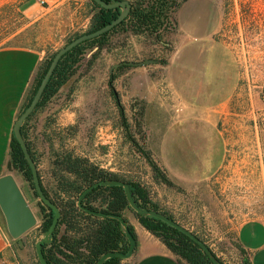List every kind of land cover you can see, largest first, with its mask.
I'll return each instance as SVG.
<instances>
[{
	"label": "rangeland",
	"instance_id": "obj_1",
	"mask_svg": "<svg viewBox=\"0 0 264 264\" xmlns=\"http://www.w3.org/2000/svg\"><path fill=\"white\" fill-rule=\"evenodd\" d=\"M206 1L214 18L208 38L186 39L178 27V10L160 37L120 28L103 47L87 49L73 75L50 100L35 106L22 125L25 122L37 177L48 191L55 183V155L85 157L140 182L151 199L198 237L221 264H242L248 253L237 239L240 224L248 219L264 222V0ZM92 14L90 0L38 5L28 13L16 0L0 7V48L34 49L41 62L85 33ZM208 53L216 67L206 81ZM146 58L158 62L113 67ZM188 105L212 117L213 134L201 154L209 156L212 150L216 159L206 161L215 163L214 168L187 180L171 172V156L162 149L164 130L182 120ZM22 111L19 108L16 119ZM143 153L161 167L171 185L154 180ZM12 174L37 225L41 200L19 172ZM125 215L134 218L130 212ZM0 224L19 253L40 263L35 243L44 234H38L36 225L12 239L1 210ZM128 258L122 257L121 264H129Z\"/></svg>",
	"mask_w": 264,
	"mask_h": 264
},
{
	"label": "trees",
	"instance_id": "obj_2",
	"mask_svg": "<svg viewBox=\"0 0 264 264\" xmlns=\"http://www.w3.org/2000/svg\"><path fill=\"white\" fill-rule=\"evenodd\" d=\"M91 1L93 14L90 26L86 32H92L115 19L120 8H104L93 0ZM111 2L116 0H104ZM185 0H133L128 15L117 25L101 35L85 40L64 53L42 92L36 108L41 107L50 100L59 88L73 75L78 62L87 49L94 46L103 47L108 36L118 31L130 30L134 34L149 33L158 37L167 28L172 20V13L176 11ZM85 32V33H86ZM80 35V34H79ZM75 35L73 38L77 37ZM69 39V41H71ZM54 53L43 59L37 65L30 87L24 95L21 111L30 103L43 78ZM123 65L116 67L120 70ZM114 76H112V79ZM117 100V98L115 97ZM31 114L28 116L27 119ZM25 122L20 127L21 135L26 143L28 152L35 162L25 133ZM145 158L151 167L152 177L156 182L171 185L166 173L150 157ZM9 160L14 170L19 172L23 179L34 191L33 175L23 150L14 135H11L8 151ZM54 186L52 191L42 184L38 174L39 184L44 195L54 203L60 212L57 224L53 230V237L49 243L42 244V252L48 264H95L106 252L118 251L126 253L129 248L128 239L121 228L120 221L114 217H99L87 211L103 212L121 216L125 221L131 235L137 240L136 232L125 213H132L133 217L147 231L157 237L172 253L177 255L186 264H215L209 255L186 233L171 226L165 221L135 212L129 205L124 188L120 185H98L88 191L81 200L82 207L78 205L81 193L92 183L101 180L118 179L129 185L130 193L140 209L160 211L174 219L162 210L159 204L153 201L148 190L138 181L123 178L116 173L101 168L90 162L87 158L62 152L55 155ZM39 222L36 225L38 234H44L50 226L54 211L47 205L38 202ZM122 257L107 258L102 264H121ZM221 264V261L218 259ZM38 264H40L38 262ZM242 264H252L249 255H243Z\"/></svg>",
	"mask_w": 264,
	"mask_h": 264
},
{
	"label": "crops",
	"instance_id": "obj_3",
	"mask_svg": "<svg viewBox=\"0 0 264 264\" xmlns=\"http://www.w3.org/2000/svg\"><path fill=\"white\" fill-rule=\"evenodd\" d=\"M16 0H0V7ZM52 4L63 0H44ZM37 0H18V7L23 12L38 7ZM180 33L186 39H206L213 33V11L206 0H185L177 9ZM213 54L206 55V81L212 78L214 68ZM40 62L39 53L27 47L7 46L0 48V176L7 172L9 160V142L17 112L23 101ZM188 65V64H187ZM175 88H177L174 85ZM183 103V102H182ZM181 103H178V105ZM206 111V110H205ZM182 120L170 123L164 130L162 150L171 156V172L180 178H198L215 167V163L206 161L216 159L211 150L209 156L201 154L206 149L208 137L212 136L211 116L201 113L198 108L189 105L182 111ZM211 125V126H210ZM211 130V134L207 130ZM209 151V150H208ZM216 156V155H215ZM168 169V168H167ZM169 170V169H168ZM136 232L137 240L129 264H183L157 237L147 231L135 218L129 219ZM237 239L248 253L251 263L264 264V222L248 219L237 230ZM258 257L255 260V257ZM255 256V257H254ZM0 264H35V259L24 257L10 242L7 233L0 224Z\"/></svg>",
	"mask_w": 264,
	"mask_h": 264
},
{
	"label": "water",
	"instance_id": "obj_4",
	"mask_svg": "<svg viewBox=\"0 0 264 264\" xmlns=\"http://www.w3.org/2000/svg\"><path fill=\"white\" fill-rule=\"evenodd\" d=\"M98 5L104 7V8H120V12L118 16L113 19L108 24L102 26L101 28L94 30L92 32H86L81 35H78L77 37L73 38L71 41L67 42L64 46H62L60 49H58L55 54L52 57V60L41 79V82L34 93L30 103L28 106L20 113L16 121L13 125V135L16 138V140L19 142L23 153L25 155V158L31 167L32 175H33V185L35 188V191L37 195L39 196V199L44 203L45 205L49 206L54 211L53 220L44 233V235L35 243V250L37 257L41 264H48V262L45 260L43 252H42V244L50 242L53 237V230L56 227L60 212L58 207L52 203L43 193L38 177H37V171L36 166L27 150L26 144L23 140V137L21 135L20 127L24 121V119L33 111L36 104L40 100V97L42 95V92L47 84L48 79L52 75V72L57 65V62L61 58V56L72 49L74 46L78 45L79 43L95 38L102 33L110 30L112 27L117 25L119 22H121L129 13L131 10V3L128 0H116L111 2H105L104 0H93ZM157 59L153 58H146L140 61H121L118 63L113 64L114 66H120V65H131V66H141L144 64H150V63H157ZM111 70V69H110ZM6 170L7 172L0 176V210L2 212V215L4 217L6 230L9 234V236L12 239H16L23 235L25 232L30 230L32 227H34L37 223L36 216L34 214V211L30 207L29 203L27 202L24 194L22 193L19 185L17 184L14 176H13V167L11 164V161L8 160L6 163ZM98 185H120L124 188L125 194L127 195V198L129 200L130 207L137 213L143 214V215H151L154 217H157L166 223L170 224L173 227H176L177 229L181 230L182 232L186 233L190 238H192L210 257V259L215 264H220L218 260L214 257V255L210 252L209 248L198 238L196 237L192 232L186 230L184 227H182L180 224L172 220L171 218L167 217L163 213H160L158 211L154 210H148V209H140L136 203L134 202L132 195L130 193L129 185L128 183L118 180V179H110V180H101L92 183L90 186H88L80 195L78 200V205L82 207L81 200L84 197V195L90 191L93 187ZM89 212L94 213L97 216L100 217H114L120 221V225L122 230L124 231L128 242H129V248L126 253L118 252V251H111L106 252L97 260L95 264H102L107 258L114 257V256H120L123 258H128L136 245V241L134 237L131 235L125 221L122 219L121 216L114 215V214H106L103 212H93L87 208H84Z\"/></svg>",
	"mask_w": 264,
	"mask_h": 264
},
{
	"label": "built area",
	"instance_id": "obj_5",
	"mask_svg": "<svg viewBox=\"0 0 264 264\" xmlns=\"http://www.w3.org/2000/svg\"><path fill=\"white\" fill-rule=\"evenodd\" d=\"M37 2L41 6L46 5V1H44V0H37Z\"/></svg>",
	"mask_w": 264,
	"mask_h": 264
}]
</instances>
